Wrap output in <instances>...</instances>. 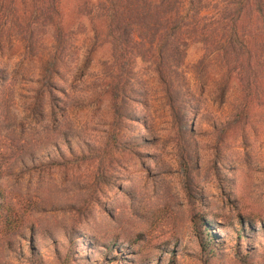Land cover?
Segmentation results:
<instances>
[{
    "label": "rangeland",
    "instance_id": "374dc122",
    "mask_svg": "<svg viewBox=\"0 0 264 264\" xmlns=\"http://www.w3.org/2000/svg\"><path fill=\"white\" fill-rule=\"evenodd\" d=\"M79 2L62 0L64 47L49 30L0 46V264H261L264 76L250 90L189 41L181 124L142 62L116 101L105 23Z\"/></svg>",
    "mask_w": 264,
    "mask_h": 264
},
{
    "label": "trees",
    "instance_id": "16d2710c",
    "mask_svg": "<svg viewBox=\"0 0 264 264\" xmlns=\"http://www.w3.org/2000/svg\"><path fill=\"white\" fill-rule=\"evenodd\" d=\"M61 3L62 0H0V46L4 40L9 48L20 42L31 51L38 34L49 30L57 48L64 47ZM79 3L82 15L94 16L105 23L114 59L107 92L116 101L126 104L137 94L136 67L142 62L153 68L181 124L173 94L176 92L178 102L185 103L176 86L181 84L184 88L182 67L189 41L204 43L208 52L229 66L228 76L233 78L236 74V79L250 90L251 83L256 81L252 85L256 86L259 77L264 76V0H80ZM8 30L10 33L4 34ZM44 87L52 95L54 86ZM125 145L129 148V144ZM1 181L0 174L2 219L6 217L7 197ZM78 244L81 248L87 246ZM75 251L73 247L68 263L89 260L87 254L76 257ZM253 257L254 253L246 252L239 258L243 264H252Z\"/></svg>",
    "mask_w": 264,
    "mask_h": 264
}]
</instances>
